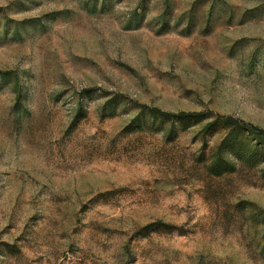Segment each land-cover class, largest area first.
<instances>
[{"label":"rangeland","instance_id":"374dc122","mask_svg":"<svg viewBox=\"0 0 264 264\" xmlns=\"http://www.w3.org/2000/svg\"><path fill=\"white\" fill-rule=\"evenodd\" d=\"M241 123L264 0H0V264H264Z\"/></svg>","mask_w":264,"mask_h":264},{"label":"trees","instance_id":"16d2710c","mask_svg":"<svg viewBox=\"0 0 264 264\" xmlns=\"http://www.w3.org/2000/svg\"><path fill=\"white\" fill-rule=\"evenodd\" d=\"M242 125H244V126H246V127H248L249 129H251V130H257V131H259L262 135H264V130H260V129H258L257 127H255V126H253V125H251V124H245V123H241ZM233 125H235V123H228V126H233Z\"/></svg>","mask_w":264,"mask_h":264}]
</instances>
